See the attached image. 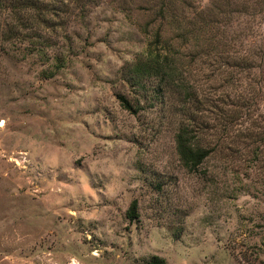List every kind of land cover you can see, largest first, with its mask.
<instances>
[{
	"label": "rangeland",
	"instance_id": "rangeland-1",
	"mask_svg": "<svg viewBox=\"0 0 264 264\" xmlns=\"http://www.w3.org/2000/svg\"><path fill=\"white\" fill-rule=\"evenodd\" d=\"M54 2L68 10L39 29L40 51L0 9L1 30L16 33L0 40V264H264V143L246 137L264 132V51L252 72L184 58V75L220 108L224 95H258L190 173L176 151L177 99L132 114L116 98L136 105L122 70L152 41L150 11L141 0ZM221 31L217 53L264 49V11Z\"/></svg>",
	"mask_w": 264,
	"mask_h": 264
},
{
	"label": "trees",
	"instance_id": "trees-1",
	"mask_svg": "<svg viewBox=\"0 0 264 264\" xmlns=\"http://www.w3.org/2000/svg\"><path fill=\"white\" fill-rule=\"evenodd\" d=\"M73 1L80 4L86 2ZM194 2V0H141L139 9L150 11L152 15V19L144 28L153 29L154 34L143 56L122 70L123 80L136 95V105L133 106L122 95L116 96L120 105L132 114L143 110L142 104H149L150 107L163 104L167 95L177 99L181 121L175 133L176 151L182 166L190 173H195L206 162L220 147L218 145L220 142L230 138L229 131L240 124L243 116L256 106L258 95L255 89H252L250 95L239 96L236 99L224 95L221 103H226L225 105L229 107L220 108L207 94L190 83L191 74L188 78L184 75L182 69L184 58L189 57L192 62L199 59L203 63L214 58L238 72H252L256 68L261 69L260 53L264 51L260 46L248 48L245 53H240L238 49L231 55L217 53L221 48L225 49L228 46L223 41L221 30L232 21L238 22L240 16L253 19L257 13H262L264 0H212L210 6L203 10H196ZM1 7L9 10L15 25L28 30V42L35 51H40L47 43L41 33H38L39 29L50 28L48 24L59 13L58 11L66 13L68 10L67 6H61L63 9H59L54 0H0V9ZM239 26L238 23L237 27ZM12 29L11 26L7 31H3L0 27V40L16 34ZM170 34L172 38H167ZM171 39L177 41L188 54L184 56L180 50H176ZM60 61L63 59L56 58V69L63 67ZM213 107L216 111L212 109ZM212 112L214 118L211 120L207 114ZM217 132L220 134L215 137V142L213 137ZM246 137L252 138L251 144L264 143V132L250 131ZM248 145L250 144L245 146ZM126 216L130 221L137 219L136 201L131 202ZM145 264H165V261L152 256Z\"/></svg>",
	"mask_w": 264,
	"mask_h": 264
}]
</instances>
